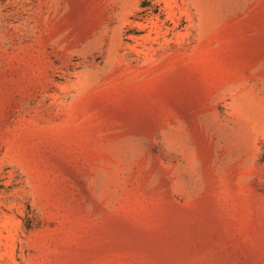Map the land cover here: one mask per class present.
Listing matches in <instances>:
<instances>
[{
	"label": "rangeland",
	"instance_id": "obj_1",
	"mask_svg": "<svg viewBox=\"0 0 264 264\" xmlns=\"http://www.w3.org/2000/svg\"><path fill=\"white\" fill-rule=\"evenodd\" d=\"M0 264H264V0H0Z\"/></svg>",
	"mask_w": 264,
	"mask_h": 264
}]
</instances>
